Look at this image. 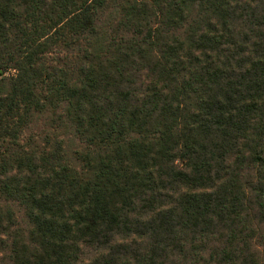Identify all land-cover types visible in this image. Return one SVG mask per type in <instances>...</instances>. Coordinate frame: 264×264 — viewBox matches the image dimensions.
Instances as JSON below:
<instances>
[{
	"label": "trees",
	"instance_id": "16d2710c",
	"mask_svg": "<svg viewBox=\"0 0 264 264\" xmlns=\"http://www.w3.org/2000/svg\"><path fill=\"white\" fill-rule=\"evenodd\" d=\"M0 264H264V0H0Z\"/></svg>",
	"mask_w": 264,
	"mask_h": 264
},
{
	"label": "rangeland",
	"instance_id": "374dc122",
	"mask_svg": "<svg viewBox=\"0 0 264 264\" xmlns=\"http://www.w3.org/2000/svg\"><path fill=\"white\" fill-rule=\"evenodd\" d=\"M44 121H45V118L39 117L35 121V123H33V125L34 126L42 125V124H44ZM63 127H61V128L64 130ZM63 130H61L60 133H66L67 132V130H64V131ZM64 137L66 138V142L65 143L67 145V152H69L76 144H78V141H77V139H75V138L72 137L71 133H68V135L66 134Z\"/></svg>",
	"mask_w": 264,
	"mask_h": 264
}]
</instances>
